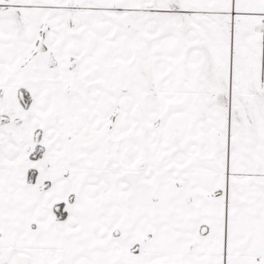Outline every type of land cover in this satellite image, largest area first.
<instances>
[{"label":"snow or ice","instance_id":"obj_1","mask_svg":"<svg viewBox=\"0 0 264 264\" xmlns=\"http://www.w3.org/2000/svg\"><path fill=\"white\" fill-rule=\"evenodd\" d=\"M0 264H264V0H0Z\"/></svg>","mask_w":264,"mask_h":264}]
</instances>
